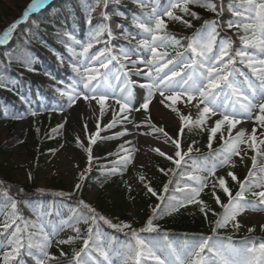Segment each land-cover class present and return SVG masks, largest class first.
<instances>
[{
	"label": "snow or ice",
	"instance_id": "1",
	"mask_svg": "<svg viewBox=\"0 0 264 264\" xmlns=\"http://www.w3.org/2000/svg\"><path fill=\"white\" fill-rule=\"evenodd\" d=\"M48 3L49 0H30L21 17L0 32V45L7 44L19 25L27 22L32 14L45 9ZM111 3L112 0H84L88 13L87 23L90 26L86 41L77 39L71 32L65 33L67 50L75 57L69 60V66L76 78L64 88H57V91L61 96L67 97L69 108L83 100L96 114L94 105L99 106L95 131L88 133L87 125L83 126L87 133V146L79 136L76 137V144L87 153V166L79 173L75 189L81 188L86 173L92 171L93 162L98 159L93 155L92 147L97 140L130 134L125 127L112 137L101 136V131L113 129L118 124L132 123L134 129L145 127L147 131L143 135H154L157 139L162 136L165 144L174 146L171 155L160 147L151 149L175 166L158 168L162 174L175 177L177 170L185 168L187 159H192L194 166L189 171L180 172V175L186 177L183 186L175 189L181 196L168 197L166 209L156 205L153 215L139 230L133 228L131 223H114L106 216L99 215L95 208L81 199L77 208L73 209V216L45 231V225L23 216L19 208L21 201L10 196L5 188L0 191V264H30V261L35 264H114L113 256L119 257L121 264H264V240L257 242L254 238L245 237L243 244L237 247L232 243L231 236L221 237L218 234L219 229H225L229 225L238 231L241 227L238 217L247 210L264 209V0H229L227 11L233 18L226 22H222L225 0H165L164 5H161L160 0H133L141 9L139 14L133 13L131 16L132 25L138 31L132 33L124 28L121 35L130 41L136 40V44L118 50L114 46L110 47V41L115 36L109 22L114 16L123 19L128 17L122 11H108ZM193 8L205 9L213 13L215 18L204 20L203 25L191 37H184L187 41L185 44L176 34L168 31V22L175 21L187 28L194 27L192 21L201 17ZM97 13L100 19L93 24V14ZM115 27L124 26L116 24ZM225 28H236L238 33H243L239 35V47L233 46L235 42L232 37L221 36ZM137 36L140 37L139 40L136 39ZM99 44L104 47L96 48ZM77 46L79 52L76 50ZM58 59L64 63L63 57ZM110 66L118 67L113 71ZM29 70L35 71L30 67V62ZM133 76L137 79L132 80ZM112 81L119 83L114 85ZM135 87L145 90L139 103ZM157 94L160 97L158 103L179 116L180 127L175 137L152 121L150 106ZM178 101L185 107L195 108L196 118L190 112H181L177 106ZM110 102H114L116 107ZM108 110L112 112V119L101 128V120ZM59 111L62 112L63 107ZM133 112L143 114L141 121L129 119ZM31 114L35 116L37 113L33 111ZM217 115L220 118L213 120ZM20 118L13 116V119ZM245 121L253 122L250 133L240 128L233 135V130ZM63 127V123L57 126L58 129ZM193 128L208 133L207 147L215 157L210 166L195 163L191 154L200 151L195 147L197 141L193 140L186 149L182 146L186 129ZM217 134L222 145L219 149H213ZM131 145L132 141L125 140L119 146V159L113 163V167L102 170L106 176H122V169L133 163V154L139 149ZM249 151L253 155L248 156ZM234 158H239L240 163H244L246 158L251 160V166L242 180L231 170L237 167ZM225 167L229 170L224 175L217 176V170ZM210 177L211 196L223 209L219 214L200 198L205 188L209 187ZM28 178H32L31 173ZM228 178L238 185L235 193L229 186ZM138 180L147 193L158 197L162 203L165 201V197L158 195L145 175H139ZM172 183L169 180L163 185L164 193L168 192ZM100 186L104 187V184L101 183ZM217 189L226 196V203L217 194ZM127 190L132 191L130 184L127 185ZM23 191V188L18 189L19 193ZM37 191L43 193L44 190ZM249 194L252 200L248 199ZM55 195L71 198L73 193L60 192ZM189 205H198L199 211L206 218L209 212L216 217L212 236L200 237L182 245L167 243L161 247L155 238L141 235L161 232L160 226L154 223L160 212L171 215ZM100 221L130 236V242L120 248L113 247L111 241L102 239ZM81 222L88 225L87 238L83 239V246L73 252L71 260L62 261L61 258L66 257L67 253L61 250L57 256L49 249L54 241L59 246L79 238L81 229L77 225ZM64 227L70 228L76 235L56 240L55 237ZM260 228L264 231V224ZM247 231L252 233L255 228L248 227ZM164 239L167 240V234Z\"/></svg>",
	"mask_w": 264,
	"mask_h": 264
},
{
	"label": "rangeland",
	"instance_id": "2",
	"mask_svg": "<svg viewBox=\"0 0 264 264\" xmlns=\"http://www.w3.org/2000/svg\"><path fill=\"white\" fill-rule=\"evenodd\" d=\"M30 0H0V32H2L11 22L19 19L25 10L27 4ZM136 5V4H135ZM138 7V6H137ZM139 8V7H138ZM140 9V8H139ZM178 14V13H177ZM128 19H123L124 22H128L131 20V15L126 14ZM52 31L56 32L59 27H63L62 17L55 13L54 20L52 22ZM185 26L180 22L169 21L168 22V30L173 32H183ZM237 34L238 31L236 28H233ZM133 33V32H132ZM137 40L140 39L139 36L136 37ZM86 41V40H84ZM112 41V40H111ZM130 47L136 44V40H129ZM23 46H27L26 43H23ZM104 47L103 45L98 48ZM124 47V48H130ZM76 50H80L79 47H76ZM95 51V49L93 50ZM169 51H171L169 49ZM78 52V51H77ZM61 57V54L58 55ZM75 58V57H73ZM29 61L30 58H25L21 63L15 62L16 65H24ZM41 64L37 60H33L32 68L35 69V72H43L40 69ZM113 71H115V67L118 66H110ZM48 74V73H47ZM132 80H136L137 77H131ZM73 80H69V83H72ZM143 82V81H141ZM10 89L14 91L15 94H18L20 91V87L18 85V81H12V83L6 82ZM114 85H117V81H112ZM65 85V86H66ZM134 91L137 97V103H139L140 97H142L145 93V90L135 87ZM20 93V92H19ZM160 97L157 94L153 105L150 106V112L153 123L157 126H162L165 131L169 133V135L175 137L178 133L180 127L179 116L177 113L171 111V109L163 107L158 103ZM112 103L113 107H116L114 102ZM97 109L96 114L93 113L92 107L88 105L86 101H79L77 105L72 106L71 108L67 107V97L66 103L63 106V111H59L61 106L58 104L55 105H42V108L37 112L35 116L27 115L21 113L17 115L21 117L20 119H16L15 132L24 133V142L23 145L19 144L16 141H13V137L11 138L8 133L9 118L0 115V145H2V152H0V167L2 170L0 173V188L6 186V182L2 181L4 178V174L7 173L10 177V182L13 185L17 184L18 186L27 183L30 179L28 178V174L31 173L32 179L38 189H43L44 195L47 196H55V193H68L74 192L75 184L78 182L79 173L82 172L87 166V153L85 151L76 150L73 145L69 141V135L76 139L79 136L80 140L84 142L85 146L88 144L87 133L85 132L84 125H87L88 133L95 131L96 117L98 116V105H94ZM177 106L180 111L184 114L195 113L197 110L191 107H185L183 103L177 102ZM37 110V109H36ZM52 113V116L56 120V126L59 124H64L61 129V144L53 149L45 152L40 159L34 158V142L31 140L30 132L32 130V126L34 122L39 123V130L41 132L44 131L46 125L44 124V119L47 117L46 114ZM36 117V119H35ZM135 119L136 122L141 121L143 118L142 113L133 112L131 113L130 120ZM220 118L218 115L213 117L212 119ZM112 119V112L108 110L101 120V128L105 124H107ZM129 123L118 124L113 129H107L101 131L102 137H112L115 133L122 131L125 127H128ZM253 127L252 121H245L242 124L237 126V129L233 130V135L235 132L243 128L247 132H250ZM145 132L147 129L145 127H141ZM192 130V129H191ZM191 130H187L185 135L182 138V146L186 149L190 143H187L189 139V135ZM205 137H208L207 131H202ZM225 135H227L225 133ZM150 137L153 141L163 142V137L160 139L155 138L154 135H145ZM125 140H129V136L125 135L119 138L113 139H98L96 145H93V155L98 159L93 162V169L91 172L86 173V178H93L95 182L92 186L88 187L85 191V200L87 203L91 204L96 201L99 197H103L104 199H109L115 204L125 207L127 213L130 217H135L139 214V202L141 199V189L136 186L133 182L130 181L127 174L117 175L112 179V181L107 179L104 171L111 168V155L114 154L116 150L119 149V146L124 143ZM216 140H219V134H217ZM170 148L169 155L173 154L174 146L170 144H165ZM132 146V145H131ZM125 147H129V145H125ZM196 148H199V152H193L192 156H198L205 153V148L203 145H196ZM245 147V146H242ZM139 151L133 154V163H131L132 169L136 172H140L145 169H153V167L157 164H164L172 166L173 164L166 159L160 157L156 153H154L151 149L148 148H138ZM104 153L103 157L101 154ZM124 154V153H122ZM251 152H248V156H251ZM237 161V167L235 169H231L237 175H245V172L248 170V167L251 166V160L245 159L244 163L239 162V158H234ZM188 162L193 164V160L189 159ZM264 162V161H262ZM77 165L79 167H77ZM143 165V167H141ZM229 169L227 167L221 168L217 170L218 175H224L226 171ZM201 175H208L207 173H200ZM6 180V179H5ZM126 182V183H125ZM103 183L104 187H101L100 184ZM132 186V191L129 192L127 190V185ZM207 188H205L206 190ZM9 194L19 200V195L17 192L13 191V189H7ZM204 190V193H207ZM18 196V198H17ZM64 198H68L67 196H62ZM26 198V199H25ZM22 198L20 201L22 204H19V208L23 214V216L31 221H35L37 224L45 225V231H49L52 227L57 226L61 223L62 220L66 218L68 215V211H66V207L63 204V201L57 200L54 205V214L57 219L55 222H49L47 219V213H43L39 209L30 208L27 202H31L34 197L29 196ZM2 219V217H0ZM238 220L241 224L240 230L241 233H248V227H254L255 231L253 233L262 234L264 236V231L261 230L260 225L264 224V209L259 211H252L251 209L247 210L245 213L241 214L238 217ZM72 235V230L68 227H64L62 231H59V234L55 237L56 240H63L65 237ZM232 243L239 247L241 245H237L232 241ZM125 245V244H124ZM176 245V244H173ZM162 245L161 247H163ZM120 248V247H119ZM64 251V245L57 246L55 241L52 244V247L49 249L55 255H58L59 252ZM112 260L114 264H121V259L117 256H113Z\"/></svg>",
	"mask_w": 264,
	"mask_h": 264
},
{
	"label": "trees",
	"instance_id": "3",
	"mask_svg": "<svg viewBox=\"0 0 264 264\" xmlns=\"http://www.w3.org/2000/svg\"><path fill=\"white\" fill-rule=\"evenodd\" d=\"M74 1L75 0H70ZM65 0H57L53 3V5L48 8L46 11L42 12L40 15H37L35 17L29 18L27 22H25L23 25L17 28L15 33L13 34V38L7 43L6 47L0 48V69H2L0 72L6 71L7 69H11V64H10V59L12 57V54L8 55L7 52L11 49L14 50H19L24 42H27L28 39H30L34 32L38 29L41 30V23L43 21L48 19V15L50 12L53 11V9H56L57 7H60L64 4ZM116 0H112V3L109 5L108 11H119L121 10L119 7L115 6ZM228 1H225V12L222 17V22H226L229 19H232L233 17L231 16V13L227 11V3ZM119 3L124 5L125 3L131 5V7H134L131 0H119ZM194 11H197L201 17L199 20H193L192 23L194 27L190 28L189 30H186V35L183 37H179L181 39L182 43H187L183 38L184 37H191L193 33L196 31V29L200 28L204 20L207 19H213L214 14L206 11L205 9L202 8H193ZM81 26L86 27L89 25L86 21V19L81 15ZM186 19H189V17H185ZM100 19L98 13L93 14V23L97 22ZM120 17L119 16H114L112 17V20L109 22L112 26L113 29H116L115 25L120 24ZM70 29L72 28L69 26ZM81 27V28H82ZM63 33H66L63 31ZM227 35L232 37L235 47H238V38L232 34L231 31L225 28L223 32H221V35ZM56 43V42H55ZM58 45V43H57ZM41 47V52L46 54L52 53V50H49L45 48L43 45H40ZM9 53V52H8ZM8 71V70H7ZM25 76L31 77L29 73H25ZM33 79H35L33 77ZM51 82V87L55 90V87H59V81L55 79V81H49ZM4 87L2 84H0V90L5 94L8 95V97H11L12 101L22 103V100L20 98H17L13 94H11L8 90L3 89ZM52 89V90H53ZM57 92V90H56ZM9 105V104H8ZM2 106H0V111ZM14 126L15 123H11L10 125V137H13V141L18 142L19 144H23V135L22 134H17L14 133ZM55 123L52 118H49L48 122L46 123V130L44 134H41L39 129H38V124H36L35 129L31 132V140L35 144V154L37 157H40L44 152L56 148L60 144V130L54 128ZM56 129V131H53ZM196 136L192 137L190 141H197L201 142L202 140V135L195 134ZM70 142L73 144V146L78 149V150H83V148L79 147L76 144V140L70 136L69 137ZM216 145V144H215ZM2 147L0 145V152H2ZM220 146H214L213 149H219ZM212 152V150L210 151ZM212 158H215L214 155L211 156ZM116 161V160H115ZM113 161V163L115 162ZM174 168L175 166L172 167H166L164 165H158L155 170L151 171H141L140 173H136L135 171L131 170L130 166L128 165L126 169H122L123 172H128L130 179L141 189V199L139 202V214L136 215L134 218L133 223V228L139 230L141 227H143L146 224V221L149 217L153 215V208L156 205H160L161 209H166L168 206V197L174 196L175 194V189L177 186H179L183 181H185V176L180 175L181 171H189L191 169L190 166L186 165L184 169L177 170V175L175 177L171 175H164L162 174L158 168ZM1 169V167H0ZM2 170H0V173ZM139 175H145L148 180L151 181L152 187L157 191L158 195L164 196L165 201L162 203L158 197H153L151 194L147 193L145 188L143 187L142 183L139 182L138 176ZM4 181L6 182L5 188L8 189H13V191L17 192L19 195V199L21 200L22 198H25L26 196H32L34 197L31 202L33 205H38V206H45L47 203L52 202L51 196H45L44 193H41L37 191L34 180L30 179L25 185L23 186H15L11 184L10 177L8 176L7 173L4 174ZM242 180V178H240ZM169 180H172L173 183L169 185V190L167 193L163 192V185L167 183ZM212 181V179H211ZM228 183L229 186L231 187L233 193L238 190V185L236 182H233L228 178ZM93 184L92 178H88L87 180H84L82 182L81 188L84 189L83 192L79 190H74L73 195L71 198H68V201H65L67 204H69V207L72 208V214L73 216V209L77 208L78 201L83 199L85 201V191L86 189ZM23 188L24 191L22 193L18 192V189ZM2 189V188H0ZM209 195L208 196H203L200 197L202 200L206 202V204L213 209L216 213H221L222 208L220 205L215 203L214 198L211 196V182H210V187H209ZM217 194L221 196L222 201L223 200V193L217 189ZM11 196V195H10ZM18 197V196H17ZM26 199V198H25ZM93 208L96 209L98 214H102L106 216L108 219H111L114 223L120 222V221H125L128 222L130 219V216L128 215L125 207L119 206L115 204V202L110 201L108 199H104L103 197H99L93 204H90ZM86 211V210H83ZM159 212V209L157 210ZM69 216V217H71ZM216 217L212 215L211 212H209L207 218L199 211V206L198 205H189L185 208H181L179 212H174L171 215H164L162 212H160L159 215L156 216L154 223L158 224L160 226L161 232L159 234L153 233V234H147V233H142L141 235L147 236L150 239L155 238L156 241L158 239L164 238V235L167 234V240H165L166 243H170L171 241L178 239L180 241L188 240V241H193L196 239H199L200 237H207V236H212V228L215 226L214 221ZM99 228L105 233V232H113L117 236H122L125 233L124 232H119L116 229H113L109 227L108 225L104 224L102 221L99 222ZM81 229L80 232V237L73 240L72 244L69 245V256L72 258L73 252L78 251L82 246H83V239L87 238V227L88 225L83 224L82 226H78ZM127 231V230H126ZM233 231H236L229 225L225 229H219L218 234H228Z\"/></svg>",
	"mask_w": 264,
	"mask_h": 264
},
{
	"label": "bare ground",
	"instance_id": "4",
	"mask_svg": "<svg viewBox=\"0 0 264 264\" xmlns=\"http://www.w3.org/2000/svg\"><path fill=\"white\" fill-rule=\"evenodd\" d=\"M130 131L129 141H132V147L136 148H148L160 147L166 153L170 152V148L165 144L153 141L150 137L143 135L145 131L143 129H134L132 123L128 124L127 127Z\"/></svg>",
	"mask_w": 264,
	"mask_h": 264
}]
</instances>
